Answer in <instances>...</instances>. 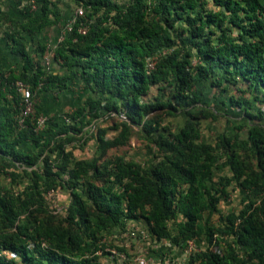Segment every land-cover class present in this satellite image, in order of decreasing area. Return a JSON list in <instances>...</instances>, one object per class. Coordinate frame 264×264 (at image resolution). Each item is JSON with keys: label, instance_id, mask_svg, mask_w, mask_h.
<instances>
[{"label": "trees", "instance_id": "16d2710c", "mask_svg": "<svg viewBox=\"0 0 264 264\" xmlns=\"http://www.w3.org/2000/svg\"><path fill=\"white\" fill-rule=\"evenodd\" d=\"M30 1L13 0L9 14L0 8L10 53L0 62V177L8 179L0 181V264H99L106 235L140 219L157 241L206 242L180 264H264V1L69 0L73 9L64 0H33L32 9ZM78 6L83 15L46 64L37 36ZM17 81L38 96L75 86L82 94L67 111L35 105L20 126ZM225 108L241 119L206 141L202 127ZM110 116L119 120L92 132ZM134 128L155 157L106 158ZM90 138L94 154L77 157ZM233 182L242 208L220 213L222 226L203 221ZM50 190L68 192L64 212Z\"/></svg>", "mask_w": 264, "mask_h": 264}, {"label": "rangeland", "instance_id": "374dc122", "mask_svg": "<svg viewBox=\"0 0 264 264\" xmlns=\"http://www.w3.org/2000/svg\"><path fill=\"white\" fill-rule=\"evenodd\" d=\"M70 3L71 9L73 4ZM123 2L125 0H114ZM264 1V0H262ZM207 8H213L212 3L207 0L205 4ZM62 93V92H61ZM62 96L50 95L49 100H54ZM34 109L35 105H40L44 101V96H38L33 94ZM48 100V99H47ZM67 102H70L67 100ZM226 109V108H225ZM223 110L216 121L208 122L202 127L201 133L206 141H213L217 132L230 129L237 123V120L241 119L238 111L229 112L227 109ZM68 110V109H67ZM62 110V111H67ZM238 113V114H235ZM44 114V113H43ZM42 114V115H43ZM119 119L116 116L106 117L97 121L96 126L92 128V132L96 131L98 126L112 127L114 122ZM173 123L175 121L172 119ZM133 133L131 139L123 146L109 149L105 156L110 158L116 155L123 156L126 160H132L140 163H146L152 160L157 153V150L153 145H148L147 142L142 139L139 132ZM117 134V130L109 129L107 132L108 137H113ZM96 150V142L93 138H90L83 148H77L75 154L77 157L89 158ZM256 160L251 158V166H255ZM223 174H227V170L222 171ZM215 177H218L216 173ZM0 181L4 184H8V179L3 176L0 177ZM25 182V180L22 179ZM23 183V182H22ZM21 186V184H20ZM14 187H19L18 185ZM228 198H222L218 204V210L212 214L207 212L204 214L203 221L209 222L211 225H220L222 222L218 221L220 213L225 214L229 211L238 212L243 206V192L233 182L228 187ZM53 201L52 206L57 210L64 212L65 207L69 203L70 197L67 191H59L56 195L49 196ZM174 221L169 223L171 228L174 227ZM105 251L99 258V264H180L185 261L189 252L193 249H204L207 247L206 242L203 239H196L191 241L187 245H171L168 239L157 241L151 237L148 231V225L144 220H132L126 222L124 231H112L108 233L104 240ZM186 251H189L186 254ZM17 264H23L22 261L16 257Z\"/></svg>", "mask_w": 264, "mask_h": 264}, {"label": "crops", "instance_id": "0c3cea01", "mask_svg": "<svg viewBox=\"0 0 264 264\" xmlns=\"http://www.w3.org/2000/svg\"><path fill=\"white\" fill-rule=\"evenodd\" d=\"M66 1V0H64ZM68 4L69 2H64ZM0 8L1 10L9 14L13 11L17 12L15 4L13 0H0ZM66 15L69 14V9ZM64 22H61L57 25L45 28L37 37L42 40L47 46V53L51 55L52 48L54 44L57 42L59 36L62 33ZM9 25L7 23L0 24V62L9 61L10 53L8 50V42L4 37V32L8 30ZM29 46H32L31 41L28 42ZM62 92V93H61ZM61 92H51L44 93V101L41 103V110L43 112L54 113L62 110H67L72 108L76 104V101L80 98V94H82V88L79 86L72 87V90L61 91ZM60 96L59 98H55L54 100H49V96L56 95ZM48 99V100H47ZM69 100L70 102H67Z\"/></svg>", "mask_w": 264, "mask_h": 264}, {"label": "built area", "instance_id": "2783aa9c", "mask_svg": "<svg viewBox=\"0 0 264 264\" xmlns=\"http://www.w3.org/2000/svg\"><path fill=\"white\" fill-rule=\"evenodd\" d=\"M31 3V8L35 9L36 4L33 0L30 1ZM84 10L82 7L78 6L74 9V16L73 17H69L68 20L66 21V23L64 24L63 30L61 35L59 36L57 42H60L63 37L65 36V34L67 32H70L72 29V25L76 20V16H80L83 15ZM81 32H85V29H82ZM155 57H152L149 59L148 61V68L151 69L154 66L155 63ZM50 62V54L49 52L47 53V55L45 56V63L49 64ZM16 87L18 88V90L21 93L22 96V100H21V104H20V110L17 114V123L22 126L24 124L25 119L31 114L33 113V109H34V100H33V94L29 88L28 85L24 84L21 81H17L16 82ZM37 121V127H42L46 121V116L45 115H39L36 119ZM48 196H53L54 195V191L50 190L47 192ZM191 242V241H190ZM189 242V243H190ZM189 251H186V254H188Z\"/></svg>", "mask_w": 264, "mask_h": 264}]
</instances>
